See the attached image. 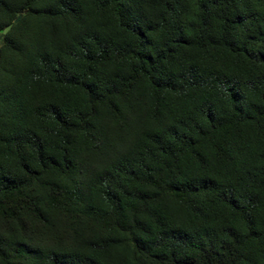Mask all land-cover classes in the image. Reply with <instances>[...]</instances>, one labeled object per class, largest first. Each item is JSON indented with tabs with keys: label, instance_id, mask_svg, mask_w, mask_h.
<instances>
[{
	"label": "trees",
	"instance_id": "1",
	"mask_svg": "<svg viewBox=\"0 0 264 264\" xmlns=\"http://www.w3.org/2000/svg\"><path fill=\"white\" fill-rule=\"evenodd\" d=\"M9 25L0 264H264V0H0Z\"/></svg>",
	"mask_w": 264,
	"mask_h": 264
},
{
	"label": "water",
	"instance_id": "2",
	"mask_svg": "<svg viewBox=\"0 0 264 264\" xmlns=\"http://www.w3.org/2000/svg\"><path fill=\"white\" fill-rule=\"evenodd\" d=\"M21 17H22V16H20V17L15 21L16 24L21 20ZM12 27H13V25H9V26H7L4 30H0V40H1L5 35H7V34L11 31Z\"/></svg>",
	"mask_w": 264,
	"mask_h": 264
}]
</instances>
